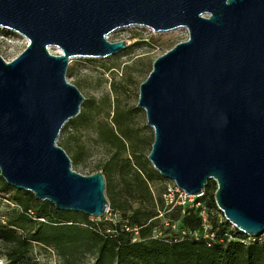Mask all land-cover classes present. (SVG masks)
Segmentation results:
<instances>
[{
    "label": "water",
    "instance_id": "water-1",
    "mask_svg": "<svg viewBox=\"0 0 264 264\" xmlns=\"http://www.w3.org/2000/svg\"><path fill=\"white\" fill-rule=\"evenodd\" d=\"M186 28L140 83L154 130L148 159L185 193L214 180V200L248 236L264 232V0H0V27L28 40L0 54V175L59 210L103 217L102 170L82 174L57 143L85 99L67 78L73 57L129 47L122 28Z\"/></svg>",
    "mask_w": 264,
    "mask_h": 264
},
{
    "label": "rangeland",
    "instance_id": "rangeland-1",
    "mask_svg": "<svg viewBox=\"0 0 264 264\" xmlns=\"http://www.w3.org/2000/svg\"><path fill=\"white\" fill-rule=\"evenodd\" d=\"M187 37L186 28L154 32L145 26H132L109 34L111 41L128 39V48L106 57L71 59L67 78L78 86L85 99L80 113L63 127L57 143L72 159L74 170L85 175L103 171L105 194L114 205L103 217L89 215L90 221L117 222L125 210L142 207L140 199L143 195L132 193V189L137 190L144 181L150 188V201L155 203L158 213L154 217L151 236L175 240L189 234L181 222L183 209L169 206L163 200L170 179L161 175L148 159L154 130L147 124L145 109L137 106L140 83L147 77L153 61ZM27 43L25 36L0 27V54L6 60L22 52ZM3 181L0 175V219L16 224L17 231L27 235L29 225L17 221L22 207L12 199L13 190H4ZM197 200L194 198L193 201ZM200 202L205 205L204 201ZM205 208L222 219L220 211ZM68 217L72 221L67 225H53L54 230L79 233L89 227L82 215ZM133 237L140 238L137 228ZM258 237L264 240V232ZM34 245L32 255L42 264H115L108 257L99 256L97 246L82 234H78L75 241L62 245L52 243L47 248L37 242ZM6 249L0 240V259L6 260Z\"/></svg>",
    "mask_w": 264,
    "mask_h": 264
},
{
    "label": "trees",
    "instance_id": "trees-1",
    "mask_svg": "<svg viewBox=\"0 0 264 264\" xmlns=\"http://www.w3.org/2000/svg\"><path fill=\"white\" fill-rule=\"evenodd\" d=\"M3 182L4 190H13L12 199L22 207L17 221L30 227L28 234L23 235L17 231L16 224L0 219V240L7 247L4 253L6 264H42L32 255L35 242L47 248L52 243L62 245L64 242H73L78 234L90 238L97 246L98 255L108 257L115 264H264V240L256 237L247 241L248 235L225 219L214 200V180L208 181L204 195L199 198L208 209L221 212L222 219H219L207 210L209 232L213 236L205 237L202 233L199 208L178 207L184 210L181 222L190 235L175 240L151 236L154 217L158 213L155 203L150 201V188L144 181H141L137 190L132 189V193L143 195L140 199L143 206L125 210L117 222L90 221L89 215L83 212L59 210L48 200L36 199L31 191L13 187L5 180ZM160 204L163 205L162 200ZM110 206L114 207L112 202ZM74 214L82 215L89 227L79 233L54 230L53 225H67V222L72 221L68 216ZM39 217L44 220L37 219ZM135 228L139 239L133 237ZM198 231L201 232L198 234Z\"/></svg>",
    "mask_w": 264,
    "mask_h": 264
},
{
    "label": "built area",
    "instance_id": "built-area-1",
    "mask_svg": "<svg viewBox=\"0 0 264 264\" xmlns=\"http://www.w3.org/2000/svg\"><path fill=\"white\" fill-rule=\"evenodd\" d=\"M203 195H204V192H202L198 196L189 195L185 193V191L182 190L173 180L170 179V182L166 184L165 190L163 192V200L165 201L167 205L172 206V207L179 206V207H182L183 209H185L186 207L199 208V215L202 219V233L204 234L205 237H212L213 233L209 232L210 222L208 218L207 209L205 208V205H203L199 200V198L202 197ZM194 198L198 200L195 202L193 201ZM37 219L44 220V218L42 217H39ZM255 238L256 237L248 236L247 241H249V239L254 240ZM6 263H7V260L0 259V264H6Z\"/></svg>",
    "mask_w": 264,
    "mask_h": 264
}]
</instances>
